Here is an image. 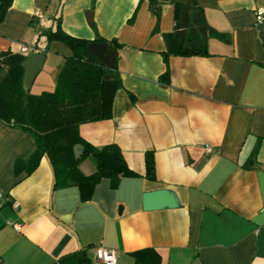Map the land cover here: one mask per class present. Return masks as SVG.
I'll list each match as a JSON object with an SVG mask.
<instances>
[{"label":"crops","instance_id":"0c3cea01","mask_svg":"<svg viewBox=\"0 0 264 264\" xmlns=\"http://www.w3.org/2000/svg\"><path fill=\"white\" fill-rule=\"evenodd\" d=\"M196 2L225 37L209 40L210 55L171 56L165 83L161 51L163 33L174 25L172 4H162L157 17L146 0H12L0 22V53L22 52L23 42L39 38L40 48L22 52L45 56L33 94L54 88L70 53L58 41L43 48L41 33L57 16L67 34L115 38L123 46L112 117L83 123L79 132L96 147L117 144L135 174L116 187L101 178L84 201L78 186H54L45 155L30 173L16 174L15 160L34 140L0 122V264H53L84 248L101 264L97 246L116 250V264L137 257L152 264H264V35L257 29L264 0ZM147 151L154 179L146 176ZM79 167L90 174L94 163L86 158ZM158 189L172 190L179 206L144 209L143 194Z\"/></svg>","mask_w":264,"mask_h":264},{"label":"trees","instance_id":"16d2710c","mask_svg":"<svg viewBox=\"0 0 264 264\" xmlns=\"http://www.w3.org/2000/svg\"><path fill=\"white\" fill-rule=\"evenodd\" d=\"M143 0H139V3ZM154 14L159 17L164 3L174 9V25L171 31L163 33L165 48L161 51L166 65L160 80L169 83L168 60L171 56L210 55L208 43L211 38L224 39L207 22L203 6L196 0H146ZM12 0H0V22L4 20ZM135 13L128 19L134 20ZM47 43L58 41L65 44L70 53L65 56L52 90L33 94L22 88V62L26 53L7 50L0 53V122L19 127L33 137L30 152L19 156L14 163L15 173L33 171L45 155L52 166L54 186H78L82 200H88L94 186L101 178L110 179L116 187L122 177L134 175L129 168L120 147L110 143L96 147L86 141L79 132L83 123L105 120L112 117L116 91L122 87L119 71L107 68L88 49L89 39L67 34L61 27L60 15L55 27L42 32ZM94 40L107 41L118 53L123 47L117 39L106 40L97 36ZM47 48V46H46ZM131 95V94H130ZM132 98H134L131 95ZM80 144L83 151L75 158L73 147ZM90 158L94 170L84 174L80 169L82 160ZM146 176L155 178L153 151L144 155ZM53 264H95L86 248L66 253ZM135 264L143 262L138 257Z\"/></svg>","mask_w":264,"mask_h":264},{"label":"water","instance_id":"95a60500","mask_svg":"<svg viewBox=\"0 0 264 264\" xmlns=\"http://www.w3.org/2000/svg\"><path fill=\"white\" fill-rule=\"evenodd\" d=\"M88 20L90 21V16ZM257 29L264 35V16L258 21ZM87 46L107 68H116L117 51L107 41L92 40L88 42ZM44 60L45 56L43 54L34 51L29 52L23 60L22 88L25 92L29 91L34 78L42 69ZM82 151L83 148L80 144L74 145L73 153L75 158L80 157ZM177 206H179V201L175 193L170 189H158L143 194V208L146 210Z\"/></svg>","mask_w":264,"mask_h":264},{"label":"built area","instance_id":"2783aa9c","mask_svg":"<svg viewBox=\"0 0 264 264\" xmlns=\"http://www.w3.org/2000/svg\"><path fill=\"white\" fill-rule=\"evenodd\" d=\"M34 16L37 18L41 17V14L38 11L34 12ZM262 16H264V10L260 11L258 13V20H260L262 18ZM31 48H33V45H28V44H21V51L22 52H27L28 50H30ZM205 150L210 152L212 149L209 145H205ZM2 196V194H0V197ZM12 206L14 208H17L18 203L17 202H13ZM15 227H18L17 225H15ZM94 256H95V260L98 263L101 264H116L117 263V257H118V252L116 250L110 249V248H106L103 246H97L94 248Z\"/></svg>","mask_w":264,"mask_h":264},{"label":"rangeland","instance_id":"374dc122","mask_svg":"<svg viewBox=\"0 0 264 264\" xmlns=\"http://www.w3.org/2000/svg\"><path fill=\"white\" fill-rule=\"evenodd\" d=\"M60 1H61V5H62L64 0H60ZM48 25H49V24H48ZM50 27L53 28V26L49 25V28H47V29H50ZM54 27H55V25H54ZM41 34H42V33H41ZM41 36L44 37V35H41ZM38 41H39V38L36 39V41H35V42H32V43H30V42H28V41H27V42H23V43L28 44V45H33V48H31L30 50H35V49L40 48V46H38V44H36V43H38ZM45 42H46V45H47V48H48L49 43H47V41H45ZM43 48H46V46L43 47ZM83 161H84V160H82L81 163H82Z\"/></svg>","mask_w":264,"mask_h":264}]
</instances>
